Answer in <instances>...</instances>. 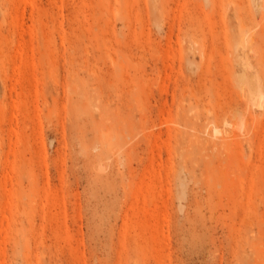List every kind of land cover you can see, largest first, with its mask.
Here are the masks:
<instances>
[{
  "label": "rangeland",
  "instance_id": "obj_1",
  "mask_svg": "<svg viewBox=\"0 0 264 264\" xmlns=\"http://www.w3.org/2000/svg\"><path fill=\"white\" fill-rule=\"evenodd\" d=\"M0 264H264V0H0Z\"/></svg>",
  "mask_w": 264,
  "mask_h": 264
},
{
  "label": "bare ground",
  "instance_id": "obj_2",
  "mask_svg": "<svg viewBox=\"0 0 264 264\" xmlns=\"http://www.w3.org/2000/svg\"><path fill=\"white\" fill-rule=\"evenodd\" d=\"M242 125V123H241ZM241 125L239 126L241 128ZM235 127V126H234ZM238 129V128H237ZM241 130V129H240ZM220 132V130L218 131V128L217 129H214V133L218 134Z\"/></svg>",
  "mask_w": 264,
  "mask_h": 264
}]
</instances>
